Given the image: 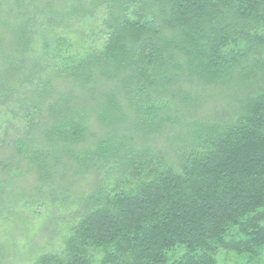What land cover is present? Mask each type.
<instances>
[{"label": "trees", "instance_id": "obj_1", "mask_svg": "<svg viewBox=\"0 0 264 264\" xmlns=\"http://www.w3.org/2000/svg\"><path fill=\"white\" fill-rule=\"evenodd\" d=\"M22 1L0 6V106L37 109L43 121L28 112L26 122L41 180L86 139L88 116L131 123L146 138L173 122L170 109L234 94L230 116L194 122L178 168L149 149L120 141L121 156L111 139L96 141L97 156H117L130 177L93 195L61 250L35 264H215L221 248L255 255L264 245V0H43L34 12ZM100 6V31L77 24Z\"/></svg>", "mask_w": 264, "mask_h": 264}, {"label": "rangeland", "instance_id": "obj_2", "mask_svg": "<svg viewBox=\"0 0 264 264\" xmlns=\"http://www.w3.org/2000/svg\"><path fill=\"white\" fill-rule=\"evenodd\" d=\"M13 1L0 0V6L7 10L9 6L17 8ZM53 1L75 3L93 0ZM22 2L24 5L33 3L30 5L32 12L37 5L45 3L43 0ZM105 11V6H100L97 18L80 20L77 24L85 28L88 21L94 25L97 23L98 32L101 30L100 24ZM35 18L37 19V15ZM36 30L37 27L34 31ZM41 38L42 34L37 36L36 33L30 45L38 56L42 47ZM95 39L96 37L91 38L88 42ZM60 82L63 81L54 80L56 89L67 87ZM33 85L37 86V81ZM25 88L32 87L25 85ZM231 91L226 89L223 92H212V96L203 99L202 105L195 102V106L188 107L185 103L178 110L170 109L173 122L164 123L159 132L150 133L146 138L132 129L131 123L121 122L112 126L109 120L106 123L100 122L93 112H89L94 115L88 116L86 121L90 130L86 139L73 146V151L59 154L62 161L57 171L53 169V173L44 180L39 179L42 177L38 174L36 165H30L34 158L33 152L37 150H32V141L27 137L32 129L27 125L26 114L34 113L32 116L37 125L43 121L40 120L37 109H34L30 102L27 105L30 107H22L17 102H12L7 107L0 106V264H35L42 254L60 251L63 238L70 227L90 207L88 203L91 197H100L102 193L112 192L116 185L122 183V179L130 177V172L122 171V164L117 160V156H97L99 150L96 141L111 139L106 141L119 147L121 156L126 151L121 147L120 141L128 146H125V150L149 149L153 155L160 157L164 164L178 168L184 152L192 147L187 133L194 126V122L207 123L214 118L220 119L224 110L230 111L227 115H231V101L234 96ZM16 97H20L19 93ZM18 140L23 143L28 140L27 148L17 149ZM79 157L87 159H84L82 164L78 162ZM124 171L126 173H123ZM215 260V264H264V245L255 255L221 248L216 253Z\"/></svg>", "mask_w": 264, "mask_h": 264}]
</instances>
